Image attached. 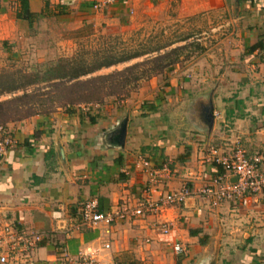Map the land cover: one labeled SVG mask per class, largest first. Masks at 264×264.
Here are the masks:
<instances>
[{"label":"crops","instance_id":"obj_1","mask_svg":"<svg viewBox=\"0 0 264 264\" xmlns=\"http://www.w3.org/2000/svg\"><path fill=\"white\" fill-rule=\"evenodd\" d=\"M152 1L156 2L112 0L92 11V18L118 22L124 15L119 11L126 13L136 6L144 8ZM179 2L185 8L193 3L204 10L234 6V16L228 17V22L234 23L232 27L229 24L230 32L242 38L241 47L247 55H260L264 50L261 34L264 33V0H157L156 7L172 4L175 7ZM27 6L31 13H44L37 21L44 22L50 16L55 21L65 22L70 18L75 22L77 19L72 16L85 18L88 8L84 6L89 3L28 0ZM55 6H61L64 13L55 14L57 10H52ZM15 8V0H0L2 41L14 42L17 37L27 36L25 22L14 18ZM255 44H259L258 48L247 52ZM177 83L171 76L165 86L174 89ZM141 103L132 104L128 99L118 103L108 101L95 108L57 109L48 115L7 123L5 126L15 145L0 158V230L10 225L16 230L41 235V242L31 254L32 264H60L62 252L89 255L98 264H115L124 260L125 255L141 264H264V206L222 203L210 209L195 195V190L214 171L206 160L208 147L224 151L232 138H238L247 156L259 150L264 152V111L259 108L257 116L252 117L247 113L235 115V110L227 107L214 108L202 136L203 130L192 123L195 117L175 110L176 117L171 120L169 114L157 107H143ZM182 126L183 141L182 131H175ZM192 129L197 134L186 136V131ZM216 129L221 132L217 133ZM213 134H217L218 140L210 144ZM137 156L146 157L154 164L168 163L175 173L163 188L176 189L186 182L191 195L183 205L164 210L165 220L172 221L169 234L148 231V223L144 221L124 220L111 226L108 248L102 249L105 239L99 230L79 224L78 205L94 198L97 210L105 211L140 198L143 176L132 167ZM259 169L264 173V162ZM160 191L148 190V193L154 199ZM172 241L179 242L181 253L171 252Z\"/></svg>","mask_w":264,"mask_h":264},{"label":"rangeland","instance_id":"obj_2","mask_svg":"<svg viewBox=\"0 0 264 264\" xmlns=\"http://www.w3.org/2000/svg\"><path fill=\"white\" fill-rule=\"evenodd\" d=\"M155 1L144 8L136 6L126 13L119 11L126 15L121 17L126 20L120 21V18L118 22L92 18L93 12L89 6H84L85 9L88 8L85 18L80 20L79 16H72V19H77L75 22H71L70 18L65 22L55 21L50 16L45 19V24L36 21L27 30L25 38L17 37L12 43L6 41L8 51L0 48V72L18 70L30 73L59 58L82 57L86 64L91 65L105 60L102 57L119 58L142 53L79 78L83 80L121 70L125 66L182 46L180 52L176 55L172 53L162 61L163 64H169V69L140 77L129 85L125 96L117 94L102 98L99 104L78 106L95 108L108 101L118 103L128 99L132 104L142 102L140 106L157 107L160 112L169 114L171 120L176 117L174 111L178 110L181 114L187 113L196 118L192 123L203 130L202 136L209 126L208 121L212 118L214 108L222 110L227 107L235 110V115L247 113L252 117L257 116L259 108L264 111V50H261L260 55H247L245 48L241 47L242 38L230 32V25L232 27L234 23L228 21L234 16V6L221 10H204L193 3L185 8L179 2L175 7L173 4L156 7L157 0ZM258 30L260 34L261 27ZM261 34L264 36V33ZM94 54L99 56L95 57ZM147 67L146 62L140 66V70ZM171 76L178 82L174 89L165 86ZM48 88L46 84H39L25 88V91L36 92V95L44 97L42 91ZM10 96L12 95H0V101ZM256 98L259 101H255ZM259 103L262 104L260 107L257 106ZM57 109L64 110L55 108L52 112ZM184 123L185 121L181 122L186 126ZM175 131H182L183 141V126ZM215 131L221 132L219 129ZM187 134L197 132L192 129L186 131V136ZM216 137L217 134L211 136L210 144L217 142ZM258 153H261L260 150Z\"/></svg>","mask_w":264,"mask_h":264},{"label":"built area","instance_id":"obj_3","mask_svg":"<svg viewBox=\"0 0 264 264\" xmlns=\"http://www.w3.org/2000/svg\"><path fill=\"white\" fill-rule=\"evenodd\" d=\"M92 11L108 5L112 0H87ZM15 145L10 130L0 125V158ZM207 162L214 171L205 182L195 190V195L210 209H215L222 203H232L240 207H250L254 204L264 206V173L259 166L264 162V152L247 156L238 138L224 151L213 147L207 148ZM132 167L143 176L142 196L132 204L121 202L105 211L97 210L94 198L83 200L77 208L79 224L89 229H98L105 239L102 249L108 248L107 240L111 235V226L124 220H140L148 223V231L167 235L172 228V221L165 220L163 212L167 208L184 204L191 195L186 182L176 189H164L165 181L173 176L175 171L168 163L154 164L146 157L137 156ZM148 190H161L153 199ZM41 235L34 232L16 230L5 225L0 230V264H32L31 254L41 242ZM147 241V240H145ZM144 241V242H145ZM173 254H179L182 247L179 242L169 243ZM60 264H98L92 256L77 253L68 255L62 252Z\"/></svg>","mask_w":264,"mask_h":264},{"label":"trees","instance_id":"obj_4","mask_svg":"<svg viewBox=\"0 0 264 264\" xmlns=\"http://www.w3.org/2000/svg\"><path fill=\"white\" fill-rule=\"evenodd\" d=\"M16 8L14 10V18L24 21L27 30L43 16V12L37 14L28 10V0H15ZM47 4L44 3L43 9ZM61 6H55L58 10L57 14H62ZM259 44L250 46L247 52L258 48ZM8 44L6 41L0 42V48L6 52ZM182 46H176L165 54L154 56L151 59L125 66L121 70L113 71L105 75L84 78L92 72L114 65L118 62L139 56L142 53H133L121 56L119 58L102 57V61L86 64L82 57L59 58L53 62L46 63L42 68H35L30 73H21L18 70L9 72H0V95L10 94L7 99L0 101V124L20 121L33 115H48L55 108H62L68 111L73 106L87 103H101L102 98L108 96H117L123 94L125 96L129 85L135 83L140 77L148 76L150 73L161 71V69H169L168 63H162L168 55L180 52ZM8 51V50H7ZM96 54H94L95 56ZM96 55L95 57H98ZM106 56V55H105ZM147 62L148 67L140 70ZM137 71V72H136ZM46 84L49 87L42 91L44 97L36 92H26L25 88L32 85ZM133 86V85H131ZM20 92L19 94H15ZM230 112V110H228ZM89 123L91 118H87ZM115 264H141L134 259L124 256V260Z\"/></svg>","mask_w":264,"mask_h":264}]
</instances>
